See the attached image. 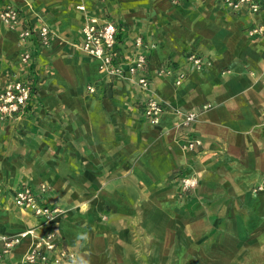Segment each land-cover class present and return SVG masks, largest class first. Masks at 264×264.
Masks as SVG:
<instances>
[{
    "label": "crops",
    "instance_id": "obj_1",
    "mask_svg": "<svg viewBox=\"0 0 264 264\" xmlns=\"http://www.w3.org/2000/svg\"><path fill=\"white\" fill-rule=\"evenodd\" d=\"M6 3L32 34L25 47L22 24L11 29L0 21V91L22 78L32 93L22 117L0 121V233L53 231L59 246L89 264H264V33L248 32L264 25V7L251 13L221 0H0V9ZM85 14L116 23L124 69L142 35L144 69L100 70L98 59L77 47ZM42 23L52 31L45 46L36 32ZM26 49L29 63L21 60ZM190 53L207 64L192 67ZM138 75L148 89L138 86ZM148 98L167 103L154 125L143 115ZM191 109L197 118L180 125ZM195 137L200 146H182ZM193 174L198 184L182 190L180 176ZM40 182L49 187L41 203L63 210L52 221L13 203L16 189ZM30 243L22 240L0 264H21Z\"/></svg>",
    "mask_w": 264,
    "mask_h": 264
},
{
    "label": "built area",
    "instance_id": "obj_2",
    "mask_svg": "<svg viewBox=\"0 0 264 264\" xmlns=\"http://www.w3.org/2000/svg\"><path fill=\"white\" fill-rule=\"evenodd\" d=\"M103 2L105 0H97ZM222 4L233 11L247 9L251 13H258L264 7V0H221ZM76 8L85 12L84 3H79ZM0 21L8 28H15L22 24V15L13 5L6 3L0 9ZM81 39L77 47L89 55L98 59V67L108 75H135L141 72L147 63L146 48L148 44L142 35L133 39L135 54L126 69L121 65L115 53L117 40V25L113 20L85 14V20L81 29ZM39 43L45 46L49 43L52 35L50 27L42 23L37 29ZM250 35H261L264 33V25H254L248 30ZM32 29L27 24H22L19 37L26 47L30 41ZM31 58L30 50L26 49L21 54L23 63H29ZM187 61L192 67L202 69L208 61L196 53L187 55ZM183 73H179L177 83L180 82ZM136 83L143 90L148 89L149 80L145 75H138ZM89 92L94 91L92 85L87 86ZM32 88L26 79L15 78L9 80L0 91V121L8 118H20L27 110L31 97ZM167 110V103L155 98H148L144 103L143 115L151 125L157 124L161 114ZM198 116V111L191 109L183 113L179 124L189 125ZM200 138L188 139L182 143L183 147L193 149L201 145ZM182 190H191L198 184L197 177L183 175L179 178ZM49 187L46 183L40 182L35 186L23 185L13 193V203L22 210L28 211L38 218L46 221L56 219L63 210L57 206H48L41 203V198L48 193ZM31 238L30 246L21 257V264H72L74 253L66 246L57 244L56 234L50 231L39 236L32 229L20 231L15 234L0 233V262L7 259L12 250L25 238Z\"/></svg>",
    "mask_w": 264,
    "mask_h": 264
},
{
    "label": "clouds",
    "instance_id": "obj_3",
    "mask_svg": "<svg viewBox=\"0 0 264 264\" xmlns=\"http://www.w3.org/2000/svg\"><path fill=\"white\" fill-rule=\"evenodd\" d=\"M86 235L78 234L77 239H86ZM72 264H89V261L83 259V257L73 258Z\"/></svg>",
    "mask_w": 264,
    "mask_h": 264
},
{
    "label": "rangeland",
    "instance_id": "obj_4",
    "mask_svg": "<svg viewBox=\"0 0 264 264\" xmlns=\"http://www.w3.org/2000/svg\"><path fill=\"white\" fill-rule=\"evenodd\" d=\"M5 197H6L5 193H3L4 203L6 202Z\"/></svg>",
    "mask_w": 264,
    "mask_h": 264
}]
</instances>
